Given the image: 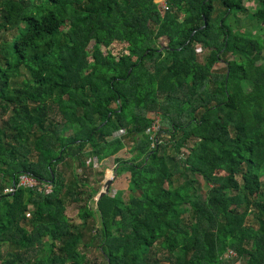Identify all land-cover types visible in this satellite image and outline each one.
Returning <instances> with one entry per match:
<instances>
[{
	"label": "trees",
	"instance_id": "obj_1",
	"mask_svg": "<svg viewBox=\"0 0 264 264\" xmlns=\"http://www.w3.org/2000/svg\"><path fill=\"white\" fill-rule=\"evenodd\" d=\"M257 1L247 27L264 25ZM244 8L0 0V264H97L96 237L103 264H264V35L233 29ZM128 144L114 161L132 190L93 209L86 171Z\"/></svg>",
	"mask_w": 264,
	"mask_h": 264
},
{
	"label": "rangeland",
	"instance_id": "obj_2",
	"mask_svg": "<svg viewBox=\"0 0 264 264\" xmlns=\"http://www.w3.org/2000/svg\"><path fill=\"white\" fill-rule=\"evenodd\" d=\"M164 1L165 0H156V2L159 5V8L161 10V13H164V11H165V9H163ZM218 4H219V2H215L216 6ZM244 7L245 8L243 9V11L236 12V14L233 15V18H230V23H231L233 29L235 31H245V30L248 31L249 30L255 36H257V35L263 36L264 35V25L263 24H259V23L254 22L253 27H247V25L245 24L246 15L248 13L254 12L256 10V8L259 7V2L257 0H244ZM243 19H244V21H243ZM92 45H93V43H90L88 46L90 51L92 50ZM122 46H123V44L121 42L115 41L110 46H108L107 48H104V51L105 52L109 51L112 54H114L115 56H118V51L120 50V48ZM198 53L201 55L200 59H202L207 54V50H204V49L202 50L200 47H198ZM232 54H233V51L230 50L229 56L232 57ZM224 66H225V63L218 62L214 65V68L224 70ZM245 86L247 89H249L248 83L245 84ZM121 131H122V129H121ZM121 131L120 130L117 131L116 136L125 134V131H123V132H121ZM130 145L131 144H128L127 147L122 149L120 152H118L114 156H110V157L106 158L101 163L94 161L95 171H91L90 169H88L86 171L88 184L90 186L89 188H91V187L92 188H98V190L100 191L103 188V184L106 182V180L108 178H112L109 193L113 195L118 190H120L123 192V196L125 198L127 197L129 192L133 188V186L129 180L130 174L128 172L122 173V174L117 173L116 164H115L114 159L116 157H121L124 159L131 158V156L133 154L130 153V150H129ZM183 150H184L183 153H185V154L188 153V151L185 148H183ZM80 171H81V169L79 170V172ZM102 172H103V174H101ZM234 178L236 179V176H234ZM237 179H240V177L238 176ZM136 192H139V190H136ZM97 195L95 197H93L92 200L89 201V205L93 209H96V200H97L96 197H97ZM83 197L86 198L87 194L85 193V195H83ZM77 207H78L77 203L69 205L66 208L65 213L71 221H73L75 223H80L82 220L78 215V208ZM182 209H183L182 212L185 215V217H188L190 214V211H189L190 208L188 206L184 205L182 207ZM88 226L93 228V230H95V231H96V228H99L100 218H99L98 214H95L94 218H90ZM84 241L85 242L89 241V235L84 236L83 242ZM98 243H99V238L96 237V239H94V241L91 242V246L88 248H83L82 251L86 252L87 258L91 261V263L103 264L102 259H101V255L99 254V250L97 249V247H95V245H98ZM166 264H168V263H166Z\"/></svg>",
	"mask_w": 264,
	"mask_h": 264
},
{
	"label": "built area",
	"instance_id": "obj_3",
	"mask_svg": "<svg viewBox=\"0 0 264 264\" xmlns=\"http://www.w3.org/2000/svg\"><path fill=\"white\" fill-rule=\"evenodd\" d=\"M163 9H167V0L164 1V4H163ZM165 12V11H164ZM154 117V116H153ZM159 118L158 117H154V121L151 125V127H149L147 129V132L150 133V136L152 138V140L154 141L155 139V136H157V133H158V128H159ZM121 131V130H120ZM124 130H122L121 132H123ZM117 133V132H116ZM115 133V135H116ZM156 142V141H155ZM19 184L20 185H28V186H34V185H37L38 184V181L29 176V175H22L19 179ZM10 190H14V188H8L7 191H10ZM230 254H235L232 250L230 251Z\"/></svg>",
	"mask_w": 264,
	"mask_h": 264
},
{
	"label": "water",
	"instance_id": "obj_4",
	"mask_svg": "<svg viewBox=\"0 0 264 264\" xmlns=\"http://www.w3.org/2000/svg\"><path fill=\"white\" fill-rule=\"evenodd\" d=\"M116 174V173H115ZM112 178H108L106 182L103 184V188L99 191L97 197H96V203L99 199H101L103 196L109 193L110 184H111Z\"/></svg>",
	"mask_w": 264,
	"mask_h": 264
},
{
	"label": "clouds",
	"instance_id": "obj_5",
	"mask_svg": "<svg viewBox=\"0 0 264 264\" xmlns=\"http://www.w3.org/2000/svg\"><path fill=\"white\" fill-rule=\"evenodd\" d=\"M121 130V129H120ZM119 131V130H118ZM183 152H184V150H183Z\"/></svg>",
	"mask_w": 264,
	"mask_h": 264
}]
</instances>
